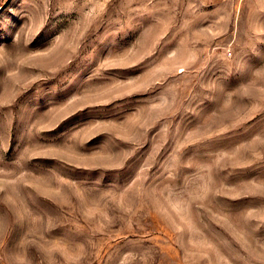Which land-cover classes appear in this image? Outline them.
I'll return each mask as SVG.
<instances>
[{
    "label": "rangeland",
    "instance_id": "374dc122",
    "mask_svg": "<svg viewBox=\"0 0 264 264\" xmlns=\"http://www.w3.org/2000/svg\"><path fill=\"white\" fill-rule=\"evenodd\" d=\"M0 264H264V0H0Z\"/></svg>",
    "mask_w": 264,
    "mask_h": 264
}]
</instances>
